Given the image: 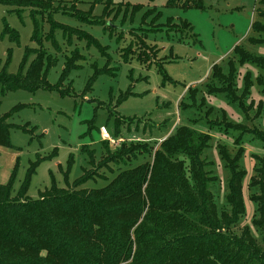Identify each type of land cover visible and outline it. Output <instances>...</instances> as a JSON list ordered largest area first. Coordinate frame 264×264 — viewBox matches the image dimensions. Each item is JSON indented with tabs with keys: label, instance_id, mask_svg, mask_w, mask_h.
<instances>
[{
	"label": "trees",
	"instance_id": "trees-1",
	"mask_svg": "<svg viewBox=\"0 0 264 264\" xmlns=\"http://www.w3.org/2000/svg\"><path fill=\"white\" fill-rule=\"evenodd\" d=\"M0 1L15 6L13 10L19 15L23 9L30 10L34 26L32 40L39 46L26 50L18 73H9L7 66L0 68L2 95L19 89L31 92L39 89L58 90L62 95H69L70 91L63 89V84L73 70L81 67L76 62L82 56L74 51L66 58L56 85H51L47 79L56 59L39 56L42 45L40 33L43 28L37 15L48 7L49 0ZM148 1L152 3L156 0ZM142 5L136 4V13L143 9ZM165 6L182 10L206 9L204 0H167ZM151 15L155 19L149 24ZM257 15L247 41L251 45L262 46L264 10L259 8ZM162 16V11L153 6L144 12L142 26L136 28L137 44L145 49L137 57L142 65L150 67L152 61H156L155 58L159 59L160 49L147 40L150 34L160 32V24L156 22ZM175 20L174 17H168L163 25L180 32L187 29L191 32L193 43H197V35L191 24L181 18L177 20L179 24H175ZM57 27L68 44L71 43V37L76 36L79 40H86L88 48L95 47L101 55L106 56V46L89 32L68 24H51L52 30ZM4 35L19 42V34L8 23L5 24ZM182 37L178 41L187 38ZM47 39L60 52V43L54 32ZM242 45L233 49L237 61L230 60L227 69L219 63L215 64L202 86L187 88L179 103L181 112L190 109L199 111L207 105L208 97H219L232 106L242 108V99L251 96L254 82L264 94V57L245 50ZM32 53L36 57L25 71V63ZM8 57L10 59V54ZM163 64L156 62L155 65L163 70ZM246 64L261 70L262 74L254 78L252 71L247 70L242 77V91L238 93L240 72L237 65L243 67ZM93 68L91 83L100 74L108 73L105 67ZM164 77L172 81L166 73ZM200 94L202 96L198 98ZM130 95H134L131 87L121 95L120 101ZM187 100L191 103L188 104ZM258 106L262 109L263 103L260 102ZM208 108L205 119L206 115L208 117L215 110L212 105ZM240 110L244 111L243 108ZM221 111L225 113L221 122L218 119H206V132L195 128L202 122L200 119L191 118L190 124L175 127L153 153L152 162L124 169L100 188L83 187L89 180L95 179L93 172L84 169L82 176L72 185L68 184L67 188H60L53 181L52 186L42 192L38 199H32L27 194L32 176L42 160L48 157L39 156L37 161L31 162L19 194L13 196L18 167L16 160L8 182H0V264H264V250L253 244L249 235L237 236L231 232L246 215L243 189L247 171L242 163L246 150L243 136L249 133L264 143V133L242 128L239 123L228 122L227 112ZM10 115L6 113L0 116V146L14 148L10 137L14 125L7 122ZM115 122L116 137H119L122 121L115 118ZM212 131L232 135L235 144L233 149L236 148L235 154H231L226 142L217 144L220 160L229 173L222 210L218 209L210 189V184L215 183L217 177L207 170L208 166H215V162L203 157L212 146ZM144 143L147 144L133 143L129 147L123 144L112 154L109 142L104 141L106 159L102 157L104 161H101L100 166L127 157L137 159L138 151L144 145L147 154H151V148L147 146L149 142ZM82 151L89 156L91 164L94 150L83 145ZM253 158L254 175L250 178L248 190H260L258 195L251 194L250 200L257 204L260 213L262 209L264 215V157L253 154ZM254 224L264 234V219Z\"/></svg>",
	"mask_w": 264,
	"mask_h": 264
},
{
	"label": "rangeland",
	"instance_id": "rangeland-1",
	"mask_svg": "<svg viewBox=\"0 0 264 264\" xmlns=\"http://www.w3.org/2000/svg\"><path fill=\"white\" fill-rule=\"evenodd\" d=\"M166 1L156 0L150 3L148 0H49L48 7L38 13L37 18L43 28L40 33L42 45L39 56L56 59V64L48 73V82L51 85L58 83L65 60L74 51L82 56L76 62L81 67L73 70L63 84V89L70 91L69 95L46 89L35 92L19 89L2 95L0 88V116L11 114L7 122L14 125L10 136L14 148L0 146V182H8L18 160L13 196L19 194L31 162L37 161L39 156L48 157L42 160L32 176L27 193L32 199H38L42 192L52 186L53 181L58 187L67 188L68 184L72 185L82 176L84 169L93 172L95 179L89 180L83 187H103L120 171L152 162L153 153L160 147L162 140L171 135L175 127L190 124L191 118L202 121L195 128L204 132L208 130L206 119H218L219 122L223 120L225 113L219 106L208 117L206 115V119L205 113L212 104L223 107L225 100L222 102L210 97L211 104L207 102L199 111L190 109L186 112H181L179 103L189 86H202L206 82L215 64L219 63L226 68L230 60L237 61L232 53L237 45L243 44L245 50L264 57V45H251L247 41L252 23L258 18V9L264 10V0L262 3L260 0H204L205 10L170 8L165 6ZM136 4H143V9L137 13ZM153 6L161 10L163 16L156 22L160 24V32L150 34L147 40L160 49L159 59L155 58L156 61H152L148 67L137 60L138 55L145 49L137 44L136 28L142 26L144 12ZM14 8L16 7L0 1V68L7 66L8 72L12 74L19 72L27 49L39 48L32 40L34 26L30 10L23 9L19 15ZM168 17H174L175 24H179V18L188 21L198 42L193 43L191 32L187 29L180 32L163 25ZM154 19L151 15L149 24ZM6 23L19 34L18 43L4 35ZM94 23L96 25H92ZM51 24H68L76 27L75 29L89 32L106 46V56L101 55L95 47L88 48L87 41L79 40L76 36H72L71 43L68 44L62 31L58 27L52 30ZM51 32H54L60 43V52L47 39ZM182 36L187 38L178 41ZM35 57V53L29 55L25 71ZM156 62H165L164 71L155 65ZM94 66L105 67L109 74H100L91 83ZM237 68L240 72L238 93L242 91V77L247 70L252 71L254 78L262 74L261 70L249 64L243 67L237 65ZM164 73L172 81L166 80ZM130 87L134 95L120 101L121 95ZM260 89L254 82L251 96L242 99L244 111L237 105L231 109L225 104L224 107L228 108L226 120L239 123L242 128L264 133V94ZM201 96L202 94L198 95V98ZM187 102L191 103L190 100ZM260 102L263 103L262 109L258 106ZM115 118L122 121L119 137H116ZM103 129L115 141H108L110 153H115L123 144L129 147L133 143L149 142L147 146L151 148V154H147L144 145V148L139 149L137 159L127 157L100 166L102 159H106L101 136ZM212 134V146L203 157L207 161L215 162V166H208L207 170L217 177V181L210 184V189L218 209L222 210L229 173L220 160L217 144L226 142L231 154H235L236 148L233 149L235 144L232 135H223L218 131H212ZM83 145L95 152L91 164L89 156L82 151ZM243 145L246 150L242 163L247 171L243 189L246 215L231 232L237 236L249 235L252 243L264 250V234L254 224L263 220L264 215L262 209L260 213L257 204L250 200V195H258L260 190H248L250 178L254 175L253 154L264 157V143L246 133L243 136Z\"/></svg>",
	"mask_w": 264,
	"mask_h": 264
},
{
	"label": "crops",
	"instance_id": "crops-1",
	"mask_svg": "<svg viewBox=\"0 0 264 264\" xmlns=\"http://www.w3.org/2000/svg\"><path fill=\"white\" fill-rule=\"evenodd\" d=\"M183 98V97H182ZM213 98H215V99H217V100H220V101H222V102H224V100H222L221 98H219V97H213ZM208 102H210V97H208ZM212 102H210V104H211ZM229 108H233V106L232 105H230V104H228L226 101L224 102ZM225 104H224V106H225ZM212 105H214V104H212ZM217 106H219L220 107V109H223V110H225L226 112H228V108H226V107H222L221 105H214V107H217Z\"/></svg>",
	"mask_w": 264,
	"mask_h": 264
},
{
	"label": "built area",
	"instance_id": "built-area-1",
	"mask_svg": "<svg viewBox=\"0 0 264 264\" xmlns=\"http://www.w3.org/2000/svg\"><path fill=\"white\" fill-rule=\"evenodd\" d=\"M101 136L104 141H110L111 143L115 142L111 135L105 129L102 130Z\"/></svg>",
	"mask_w": 264,
	"mask_h": 264
}]
</instances>
